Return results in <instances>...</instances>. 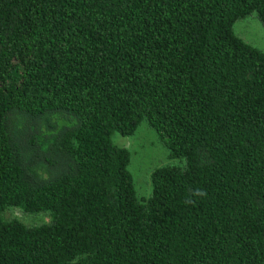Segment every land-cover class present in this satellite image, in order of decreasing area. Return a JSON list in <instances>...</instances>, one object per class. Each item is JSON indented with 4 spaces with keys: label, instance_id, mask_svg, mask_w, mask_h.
<instances>
[{
    "label": "trees",
    "instance_id": "obj_1",
    "mask_svg": "<svg viewBox=\"0 0 264 264\" xmlns=\"http://www.w3.org/2000/svg\"><path fill=\"white\" fill-rule=\"evenodd\" d=\"M251 14L264 0H0V264H264ZM142 121L173 160L147 198L112 139Z\"/></svg>",
    "mask_w": 264,
    "mask_h": 264
},
{
    "label": "rangeland",
    "instance_id": "obj_2",
    "mask_svg": "<svg viewBox=\"0 0 264 264\" xmlns=\"http://www.w3.org/2000/svg\"><path fill=\"white\" fill-rule=\"evenodd\" d=\"M233 30L245 42L264 52V25L255 14L236 20ZM112 139L117 145L128 150L130 155L128 169L132 175L136 194L139 198H147L151 191V172L173 161L168 150L145 121L138 125L132 135L123 136L114 133ZM8 215H13L29 224L48 221L45 215L28 214L17 208L8 212Z\"/></svg>",
    "mask_w": 264,
    "mask_h": 264
},
{
    "label": "clouds",
    "instance_id": "obj_3",
    "mask_svg": "<svg viewBox=\"0 0 264 264\" xmlns=\"http://www.w3.org/2000/svg\"><path fill=\"white\" fill-rule=\"evenodd\" d=\"M195 194L199 195V196H205L206 192L204 190L200 189V190H197ZM186 203H191V201L190 200L186 201Z\"/></svg>",
    "mask_w": 264,
    "mask_h": 264
}]
</instances>
